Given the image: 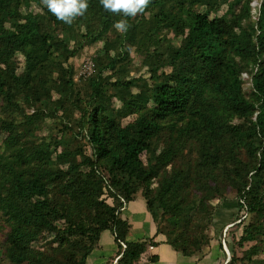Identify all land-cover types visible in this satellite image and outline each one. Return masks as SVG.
Masks as SVG:
<instances>
[{
  "label": "trees",
  "instance_id": "1",
  "mask_svg": "<svg viewBox=\"0 0 264 264\" xmlns=\"http://www.w3.org/2000/svg\"><path fill=\"white\" fill-rule=\"evenodd\" d=\"M252 1L150 0L125 17L87 0L67 24L42 0H0L9 262L58 264L59 252L62 264H85L109 231L116 264H132L145 243L125 240L121 211L142 197L185 255L208 242L213 202L234 199L250 218L238 244L254 243L242 255L232 248L225 264H264V0L254 13ZM121 19L125 32L114 27ZM85 46L92 51L83 58ZM131 51L140 58L135 75ZM160 62L169 70L159 73ZM46 234L53 253L33 246Z\"/></svg>",
  "mask_w": 264,
  "mask_h": 264
},
{
  "label": "crops",
  "instance_id": "2",
  "mask_svg": "<svg viewBox=\"0 0 264 264\" xmlns=\"http://www.w3.org/2000/svg\"><path fill=\"white\" fill-rule=\"evenodd\" d=\"M121 217L130 223L125 240L145 243L144 251L132 264H219L221 251L218 243L192 255L176 250L169 243L168 236L171 235L164 233V227L157 226L142 197L129 202L122 209ZM118 250L113 235L109 231L102 232L96 246L86 257L85 264H116Z\"/></svg>",
  "mask_w": 264,
  "mask_h": 264
},
{
  "label": "rangeland",
  "instance_id": "3",
  "mask_svg": "<svg viewBox=\"0 0 264 264\" xmlns=\"http://www.w3.org/2000/svg\"><path fill=\"white\" fill-rule=\"evenodd\" d=\"M252 5V12L254 13V7L257 6L258 7V2L256 0H253L251 2ZM255 16H253L254 18ZM174 35V33H173ZM91 48L88 46H85L83 49V58L87 57L90 52H91ZM131 57H133V60L131 61L129 68L131 70L130 74L135 75L137 71H139V66H140V58L136 57V55L134 54V51H131ZM162 62L158 63L157 65L160 66L158 72H166L168 69V67L164 66L161 64ZM141 73H145L146 72V67H142L140 69ZM243 79L245 80L244 83V89L246 92L249 91V88L251 86H249V79L247 77V74H243ZM48 123L53 124L57 122V118L56 119H51L48 118ZM133 118L130 120L132 121ZM123 125H125L126 123H128V120L123 119L121 122ZM33 125H37L36 122L33 123ZM52 128V133L56 131L55 127L51 126ZM43 134V133H41ZM68 135V134H67ZM83 141V139L78 136L77 140L75 139V142L73 144L78 145L81 144ZM73 142V141H72ZM1 150V148H0ZM230 200L225 201V203H222V201L219 204H214L215 202H213V206H212V216H211V221L208 222L209 227L206 230V232L208 233V235H206L208 237V242L202 246V249H205L207 247H210L211 244H217L218 249H220L221 251V257L218 260L219 264H225V261L228 257L231 256V252H232V248L233 250L237 251L238 255H242V250L243 249H247L250 245H252L254 242H244L243 243V248H240L239 244H238V238L241 234L242 228L241 226L244 225V223H246L247 221L250 220L249 218V214L246 213V211L244 212V210H240L236 205V202L234 201V199L228 198ZM236 218H238L239 220H236ZM238 221L239 224L237 223ZM164 226H162L163 228ZM164 233L166 234L168 232V228L164 227ZM6 234H7V227L2 223V220L0 218V264H13L11 262H9L4 254L5 251V239H6ZM225 234V235H224ZM225 237V241L226 243L223 245L222 244V238ZM229 244V245H228ZM227 245V247H226ZM33 246L36 249H39L47 254L49 253H53V249L56 246V243L53 241V236L52 235H41L38 239L37 242L33 243ZM216 246V245H215ZM232 246V247H231ZM224 247L223 249L225 250V252H223L221 250V248ZM55 256L57 257V259H60V262L58 264H62L61 262H63V255L59 252H57L55 254ZM80 254L78 253L75 258L78 259L80 258ZM23 264H27V263H23Z\"/></svg>",
  "mask_w": 264,
  "mask_h": 264
},
{
  "label": "clouds",
  "instance_id": "4",
  "mask_svg": "<svg viewBox=\"0 0 264 264\" xmlns=\"http://www.w3.org/2000/svg\"><path fill=\"white\" fill-rule=\"evenodd\" d=\"M48 9L67 24L82 16L87 8V0H42ZM104 9L115 14H123L125 17H135L143 13L150 4V0H101ZM114 27L121 32L128 30L130 25L126 19H121L114 24Z\"/></svg>",
  "mask_w": 264,
  "mask_h": 264
}]
</instances>
